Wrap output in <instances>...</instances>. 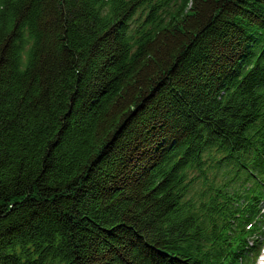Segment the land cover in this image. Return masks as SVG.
I'll list each match as a JSON object with an SVG mask.
<instances>
[{
    "label": "trees",
    "instance_id": "trees-1",
    "mask_svg": "<svg viewBox=\"0 0 264 264\" xmlns=\"http://www.w3.org/2000/svg\"><path fill=\"white\" fill-rule=\"evenodd\" d=\"M264 0H0V264H256Z\"/></svg>",
    "mask_w": 264,
    "mask_h": 264
},
{
    "label": "rangeland",
    "instance_id": "rangeland-1",
    "mask_svg": "<svg viewBox=\"0 0 264 264\" xmlns=\"http://www.w3.org/2000/svg\"><path fill=\"white\" fill-rule=\"evenodd\" d=\"M262 260H263V259L261 258V259H260V262H261ZM256 264H258V263H256Z\"/></svg>",
    "mask_w": 264,
    "mask_h": 264
}]
</instances>
